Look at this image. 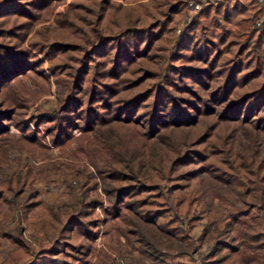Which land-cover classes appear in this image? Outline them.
Segmentation results:
<instances>
[{
  "label": "trees",
  "instance_id": "16d2710c",
  "mask_svg": "<svg viewBox=\"0 0 264 264\" xmlns=\"http://www.w3.org/2000/svg\"><path fill=\"white\" fill-rule=\"evenodd\" d=\"M185 6L0 0V171L15 167L0 178V247L3 239L14 245L0 264H94L98 235L103 244L124 236L138 251L136 264H170L174 248L155 245L141 222L180 243V252L208 243L199 264H264V150L253 147L255 133L264 140V0L204 6L176 36ZM20 76L40 91L27 96L15 86ZM51 84L58 105L32 112ZM242 130L251 138L247 154L234 144ZM90 134L85 158L54 159L49 169L33 171L7 155L16 144L48 160L51 145ZM49 172H60L73 203L37 198L34 182ZM206 173L216 183L205 184ZM43 212L51 218L29 221ZM26 229L39 235L36 246ZM108 247L105 264H118Z\"/></svg>",
  "mask_w": 264,
  "mask_h": 264
},
{
  "label": "rangeland",
  "instance_id": "374dc122",
  "mask_svg": "<svg viewBox=\"0 0 264 264\" xmlns=\"http://www.w3.org/2000/svg\"><path fill=\"white\" fill-rule=\"evenodd\" d=\"M184 1L186 3V6L183 16L177 22L176 25V32H175L176 36L180 28L182 27L183 23H185V21L191 18V16L195 13L189 11L187 0ZM134 2L135 1H133L130 4H133ZM52 25H54V22L53 23L51 22L49 24V26ZM14 83L16 87L18 88L20 87L21 89H23V91L27 92L28 93L27 96L34 93L36 94V92L40 91V85L35 80L31 78H27L25 76L21 77L19 81H16ZM48 93L50 95L46 99H40L34 102L33 104H30L29 109L32 112L36 113L44 109L55 108L58 105L57 103H59L58 94L55 89V84L50 85ZM12 132H13V136L17 135L18 133L15 128H12ZM91 136L92 134L88 135V138L81 141L80 138H82L83 136L76 135L75 138L67 141L62 147L51 145L49 148L50 158L48 160H39L38 158H34L29 153L19 151L17 149L16 144H13L7 148V155L11 159L18 157L19 159L22 160V162H24V165L30 167L33 171H39L42 168L49 169L52 166V161L54 159L61 158L64 161H67L73 156L79 157L80 158L79 160L85 158L87 151L90 147L88 139H91ZM234 144L239 152H243L244 154H247V152H250L249 146L251 145V138L248 137L245 131L242 130L237 134V137L234 139ZM253 147L259 150L260 152L264 150V140L260 137L259 133L254 134ZM102 157L104 159V155ZM98 162H100V159H98ZM88 168L91 171H93L95 174H97L96 168L93 165H89ZM13 171H15L14 165L7 166L6 164H4L2 170L0 171V178H4L8 174H11ZM18 173H20V171H18ZM204 177L206 178L205 184L210 185L212 183H216V181H213L214 179L208 173H206ZM97 181H98V185L96 187V192L98 194V197L102 199V206H106L108 201H107V197L105 196L101 188L102 187L101 179L97 178ZM208 181L210 184L208 183ZM34 187L37 190V194H38L37 198L47 205L65 206L73 203L77 199L76 194L67 192L65 184H63L62 175L60 174V172H56V173L49 172V174L47 175L46 182L36 180L34 182ZM223 188L224 190L222 191H226L225 187ZM217 202L218 201L216 200V203ZM97 210L99 211L98 214L102 217L103 213L101 212V208H97ZM198 211H199V207L197 206L196 212ZM50 218L51 215L45 212L28 215L29 221L34 223H37L41 220H49ZM206 221L207 218L203 217L201 221L194 226L193 230L191 231V234L194 236V238H196L200 234L202 230V226ZM18 224L19 222L17 217L16 216L12 217L9 222L10 227L11 228L17 227ZM140 227L141 230L151 239V241L155 245L160 246L162 249L174 248V251H172V253H170L166 257V261L170 264H176V263L199 264L201 257L205 255L208 250L207 249L208 243L203 242L200 244L198 243L194 244L193 249H190L189 251L187 250L185 252H180L181 250L180 243H175L174 242L175 240L170 236L157 232L155 226L144 224V222H141ZM263 231H264V226H263ZM23 234L25 238L31 241L35 246L38 244L37 236L39 237V235H37L33 230L26 229L23 231ZM53 238H54L53 234H50L48 237L43 236L44 241L52 240ZM95 244H96V248L100 250L101 255L99 258H95V257L92 258V262H94V264H105L106 254L107 251L109 250V247L106 248V245L118 251L119 254L116 255L113 254L118 264H136V259L138 258L137 257L138 251L132 250L130 244L125 240V237L122 235H119L118 237H111L108 240L107 244L106 243L103 244L101 236L98 235L95 238ZM134 244L138 245L139 241H135ZM13 247H14L13 244H9L8 241H6L5 239L2 240V245L0 247V261L4 259L8 251L11 250V248ZM145 261L147 262V264H150L149 259H146Z\"/></svg>",
  "mask_w": 264,
  "mask_h": 264
},
{
  "label": "built area",
  "instance_id": "2783aa9c",
  "mask_svg": "<svg viewBox=\"0 0 264 264\" xmlns=\"http://www.w3.org/2000/svg\"><path fill=\"white\" fill-rule=\"evenodd\" d=\"M221 1L223 0H187V5L189 8V11L193 13L203 8L204 6H207L210 4H218Z\"/></svg>",
  "mask_w": 264,
  "mask_h": 264
}]
</instances>
